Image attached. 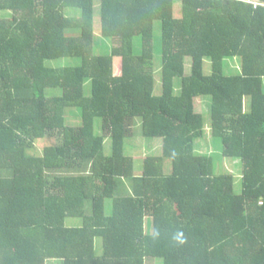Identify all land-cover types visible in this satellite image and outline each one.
Returning a JSON list of instances; mask_svg holds the SVG:
<instances>
[{
  "label": "trees",
  "instance_id": "16d2710c",
  "mask_svg": "<svg viewBox=\"0 0 264 264\" xmlns=\"http://www.w3.org/2000/svg\"><path fill=\"white\" fill-rule=\"evenodd\" d=\"M95 6L0 0L10 11L0 17V264H264V0H101L110 54H101ZM63 57L81 62L48 64ZM236 59L239 69L227 73ZM200 96H211L224 157L241 161V192L196 144L206 132ZM139 118L146 138L162 140V155L147 156L136 176L126 146ZM41 139L51 142L42 153Z\"/></svg>",
  "mask_w": 264,
  "mask_h": 264
},
{
  "label": "rangeland",
  "instance_id": "374dc122",
  "mask_svg": "<svg viewBox=\"0 0 264 264\" xmlns=\"http://www.w3.org/2000/svg\"><path fill=\"white\" fill-rule=\"evenodd\" d=\"M100 1L96 0V16H95V34L99 37V45L103 49L101 54H110L112 48V42L108 39L101 37V17H100ZM182 7L180 2L177 4L176 14L177 16H181ZM78 13V11H77ZM10 16V11L0 10V17ZM162 24L160 21H156L154 24V32H155V65H156V85L155 92L161 93L162 85H161V66H162ZM97 37V38H98ZM136 52L137 54L141 53V38L137 37L136 39ZM81 59L78 57H63L57 60L48 61V64L53 66H62V65H78L80 64ZM230 63H234L235 66L227 69V73L233 74L239 69V59L235 61L230 60ZM206 69L208 72L210 71L209 63L206 64ZM191 65L188 63L187 72L190 73ZM177 87L179 90V85L181 84V79H176ZM87 91L90 94L91 92V82H88ZM46 93L48 96H56L62 94L61 88H49L46 89ZM204 99V101H202ZM209 102V104H208ZM250 107V99L246 98V108ZM196 110L204 116L205 119V136L196 142V144L204 146V149L201 148L200 153H204L205 155H210L214 158L216 163V171L218 174H227L231 173L236 178V186L238 192L242 191V166L240 160H233L224 157L223 155V146L220 139H215L211 133V125H212V117H211V96H200L196 98ZM67 120L68 124L76 127L80 125V110L78 108L69 109L67 112ZM101 120H97V132L101 133ZM50 140L41 139L37 142V147L42 153L43 148L49 145ZM106 154L110 155L112 152V142L110 139L106 140ZM127 154L132 156L135 159V174L136 176H140L144 170V160L147 156H161L162 155V140L161 139H150L146 138L143 135L142 128V119H137L136 124L134 126V137L127 140ZM166 172H172V162L170 159L166 160ZM128 193V192H127ZM126 192L120 189V195H126ZM113 206L112 200H107L106 203V211L107 213H111ZM88 209L91 210V204H88ZM67 224L71 226H79L82 224V218H68ZM153 228L152 218H146V231L151 233ZM146 264H164V260L162 258H148L146 260Z\"/></svg>",
  "mask_w": 264,
  "mask_h": 264
},
{
  "label": "built area",
  "instance_id": "2783aa9c",
  "mask_svg": "<svg viewBox=\"0 0 264 264\" xmlns=\"http://www.w3.org/2000/svg\"><path fill=\"white\" fill-rule=\"evenodd\" d=\"M249 1V0H248Z\"/></svg>",
  "mask_w": 264,
  "mask_h": 264
},
{
  "label": "clouds",
  "instance_id": "9594fccd",
  "mask_svg": "<svg viewBox=\"0 0 264 264\" xmlns=\"http://www.w3.org/2000/svg\"><path fill=\"white\" fill-rule=\"evenodd\" d=\"M182 242V241H181Z\"/></svg>",
  "mask_w": 264,
  "mask_h": 264
}]
</instances>
